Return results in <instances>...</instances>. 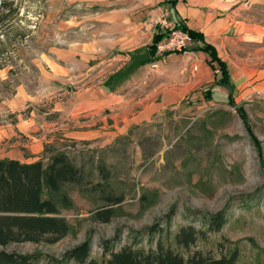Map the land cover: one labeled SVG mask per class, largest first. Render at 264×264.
<instances>
[{"label":"rangeland","instance_id":"374dc122","mask_svg":"<svg viewBox=\"0 0 264 264\" xmlns=\"http://www.w3.org/2000/svg\"><path fill=\"white\" fill-rule=\"evenodd\" d=\"M104 1L23 0L21 17L30 14L28 17L39 23L33 34L39 73L21 75L15 96L0 95V158L11 153L33 158L21 145L46 135L50 143L65 149L75 164L85 169L89 186L64 188L74 202L73 208L61 210L72 225L71 235L54 245L21 243L0 250L39 252L42 257L36 264H49L52 257L61 258L89 238L91 258L102 261L109 258L104 254V240L119 238L114 251L127 246L155 249L159 234L148 235L146 229H162L169 219L173 239L183 226L206 229L200 213L224 212L227 222L221 232L209 233L194 250L220 258L239 242L237 264H264V88L255 72L247 78L242 76V96L235 95L237 106L244 107L248 115L249 129L238 109L229 104L226 95L224 98L226 89L218 87L210 98L204 95L131 127L106 148L84 143L65 148L69 144L59 140V133L50 136L52 126L63 119L59 120L52 110L58 95L55 85L43 84L41 75L50 73L48 63L55 49L67 50L69 44L87 40L100 28L99 18L106 10ZM169 19L162 20L171 27ZM24 53L27 56V48ZM24 90L34 97L33 102L21 103L18 94ZM38 92L42 101H36ZM26 123L31 126L26 128ZM101 164L112 175L103 193L95 188L103 183L97 170ZM107 195L122 197L123 201L107 206ZM107 210L113 213L108 222L94 218L95 213Z\"/></svg>","mask_w":264,"mask_h":264},{"label":"crops","instance_id":"0c3cea01","mask_svg":"<svg viewBox=\"0 0 264 264\" xmlns=\"http://www.w3.org/2000/svg\"><path fill=\"white\" fill-rule=\"evenodd\" d=\"M168 1H104L106 10L99 18L102 25L90 38L69 44L67 50H54L48 63L50 73H42L40 79L43 84L55 85L58 95L52 110L63 119L48 131L50 136L59 133L61 142L106 148L131 127L223 87L215 84L218 64L212 65L211 56L196 49L203 46L200 41H192L187 52L151 61L148 47L158 22L166 17L171 27L183 22L216 48L228 65L235 101L236 93L242 96V76L255 72L264 88V0H178L175 6ZM223 88L224 98H229V90ZM37 94L36 101H42ZM18 95L22 104L33 102L34 97L25 90ZM26 124V128L31 126ZM47 138L38 135L21 145L33 158L11 153L0 160L36 162L45 144L51 142Z\"/></svg>","mask_w":264,"mask_h":264},{"label":"trees","instance_id":"16d2710c","mask_svg":"<svg viewBox=\"0 0 264 264\" xmlns=\"http://www.w3.org/2000/svg\"><path fill=\"white\" fill-rule=\"evenodd\" d=\"M178 0H169L172 6ZM23 0H0V95L5 98L15 96L18 78L28 72L39 73L34 61L37 49L36 37L33 34L39 27L38 21L30 19L27 14L21 17ZM34 26V28H32ZM181 29L188 32L192 41L202 42L203 46L196 48L211 56L212 65L219 66L216 75V86H223L229 90V104L238 109L247 126L249 118L244 107L235 104L234 86L226 62L222 61L216 48L205 42L202 33L193 31L183 22H178L169 29L157 25L151 45L148 47L151 61L173 53L159 55L157 47L171 33V30ZM27 48V56L25 49ZM5 73V77L1 76ZM211 91L205 92L210 98ZM249 129V126H248ZM252 138L260 148V143ZM118 141V140H117ZM74 146L77 142L65 140ZM84 144H90L85 142ZM261 149V148H260ZM103 183H97L95 188L105 191L110 185L111 173L107 166L101 164L97 167ZM68 185H77L82 189L88 188L89 181L85 169L75 164L65 149L58 148L54 143L44 146L40 160L33 163H24L18 160H0V247L13 244L34 243L54 245L72 234V225L62 216V209H71L74 202L64 192ZM105 198V197H104ZM122 197L106 196L107 206L120 204ZM195 212L190 211V214ZM112 211L95 213L94 218L100 222H108ZM206 229L187 225L181 227L171 239L169 233L170 220H166L165 227L159 226L146 229L148 235L159 234L155 249L134 248L127 246L120 251H114L113 246L119 239L104 240L105 256L102 261L91 258L92 243L87 239L81 244L68 250L61 258L50 259L49 264H237L240 260V243L232 244L230 253L220 258H214L200 250H194L200 241H204L209 233L221 232L227 222L226 213H200ZM140 234V233H139ZM41 253L20 254L0 250V264H36L41 259Z\"/></svg>","mask_w":264,"mask_h":264},{"label":"built area","instance_id":"2783aa9c","mask_svg":"<svg viewBox=\"0 0 264 264\" xmlns=\"http://www.w3.org/2000/svg\"><path fill=\"white\" fill-rule=\"evenodd\" d=\"M157 25H161L164 29H169V24L166 20H160ZM192 42L191 36L188 32L181 29L171 30L170 35L158 45L157 51L159 55H164L170 52H181L189 47ZM157 65L154 64L153 68Z\"/></svg>","mask_w":264,"mask_h":264}]
</instances>
